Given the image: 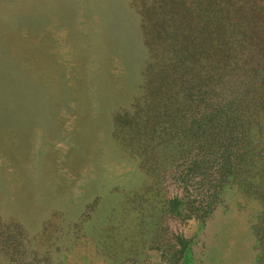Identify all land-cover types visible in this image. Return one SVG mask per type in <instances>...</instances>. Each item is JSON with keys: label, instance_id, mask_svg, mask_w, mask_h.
<instances>
[{"label": "rangeland", "instance_id": "rangeland-1", "mask_svg": "<svg viewBox=\"0 0 264 264\" xmlns=\"http://www.w3.org/2000/svg\"><path fill=\"white\" fill-rule=\"evenodd\" d=\"M0 264H264V0H0Z\"/></svg>", "mask_w": 264, "mask_h": 264}]
</instances>
